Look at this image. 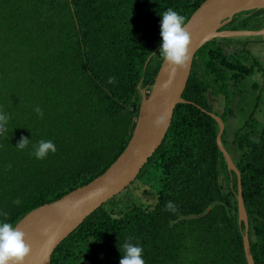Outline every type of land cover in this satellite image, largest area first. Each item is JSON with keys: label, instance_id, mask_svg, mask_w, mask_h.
<instances>
[{"label": "trees", "instance_id": "trees-1", "mask_svg": "<svg viewBox=\"0 0 264 264\" xmlns=\"http://www.w3.org/2000/svg\"><path fill=\"white\" fill-rule=\"evenodd\" d=\"M206 0H0V220L18 223L102 176L129 145L142 103L164 58L159 12L185 24ZM264 10L243 13L227 30L259 31ZM244 38L216 40L196 55L168 135L139 179L157 183L153 202L103 205L54 252L51 264H120L131 238L145 264H248L239 221V181L217 138L242 174L255 264H264V128L243 133L229 121L262 56ZM229 42L236 47L224 45ZM149 64L146 69V65ZM225 103L223 113L216 101ZM44 113L39 116L35 108ZM21 137L29 146L16 148ZM40 140L57 151L36 159Z\"/></svg>", "mask_w": 264, "mask_h": 264}, {"label": "water", "instance_id": "water-1", "mask_svg": "<svg viewBox=\"0 0 264 264\" xmlns=\"http://www.w3.org/2000/svg\"><path fill=\"white\" fill-rule=\"evenodd\" d=\"M264 10V0H206L185 24L191 36L190 59L187 67H173L164 59L150 95L142 90V103L136 128L126 150L105 174L62 199L41 206L19 223L25 233L31 253L23 264H51L55 250L74 233L92 214L128 189L140 176L145 166L163 145L172 126L178 105L190 80L197 53L218 39L264 36L259 31L227 30L234 19L253 11ZM149 64V61L146 65ZM218 123L217 138L230 173L239 181V221L245 224L244 246L248 264H255L249 237V217L245 207L242 174L223 144L226 124L209 113ZM12 264H17L13 261Z\"/></svg>", "mask_w": 264, "mask_h": 264}, {"label": "clouds", "instance_id": "clouds-1", "mask_svg": "<svg viewBox=\"0 0 264 264\" xmlns=\"http://www.w3.org/2000/svg\"><path fill=\"white\" fill-rule=\"evenodd\" d=\"M158 15L161 17L159 54L173 67H187L191 36L185 25V17L172 8L159 12ZM35 111L43 117L44 113L40 107H36ZM9 119V115L0 110V137L7 133ZM29 143L27 137H21L16 148L24 150ZM56 151L54 141L40 140L33 147L32 155L43 160ZM118 247L122 253L120 264H145L144 249L139 243H133L131 238H128L122 245L119 243ZM30 253L31 247L27 243L25 233L14 223L0 220V264H12L13 261L23 264Z\"/></svg>", "mask_w": 264, "mask_h": 264}, {"label": "rangeland", "instance_id": "rangeland-1", "mask_svg": "<svg viewBox=\"0 0 264 264\" xmlns=\"http://www.w3.org/2000/svg\"><path fill=\"white\" fill-rule=\"evenodd\" d=\"M244 39L250 49L262 56L264 60V36L245 37ZM224 45L236 47L229 42H224ZM216 108L220 113L224 112L225 103L222 99L216 101ZM232 110L233 115L229 121L231 137L234 136L235 129L241 128L247 123L248 127L243 130L244 134L256 135L257 132L262 131L264 128V65L261 73L248 79L243 93L235 100ZM148 177L146 176L143 180L138 177L128 189L117 196L108 206L121 204L124 208H128L135 205L151 204L156 193L157 183Z\"/></svg>", "mask_w": 264, "mask_h": 264}]
</instances>
